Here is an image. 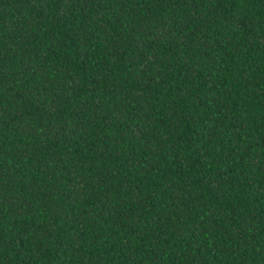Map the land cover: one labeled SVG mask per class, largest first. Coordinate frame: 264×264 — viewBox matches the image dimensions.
Segmentation results:
<instances>
[{
  "label": "trees",
  "instance_id": "1",
  "mask_svg": "<svg viewBox=\"0 0 264 264\" xmlns=\"http://www.w3.org/2000/svg\"><path fill=\"white\" fill-rule=\"evenodd\" d=\"M0 264H264V0H0Z\"/></svg>",
  "mask_w": 264,
  "mask_h": 264
}]
</instances>
